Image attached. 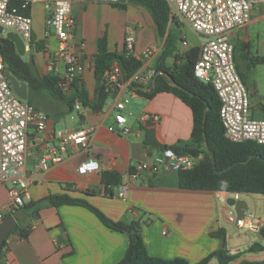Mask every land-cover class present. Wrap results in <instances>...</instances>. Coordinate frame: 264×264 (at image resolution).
Wrapping results in <instances>:
<instances>
[{
  "label": "crops",
  "instance_id": "crops-1",
  "mask_svg": "<svg viewBox=\"0 0 264 264\" xmlns=\"http://www.w3.org/2000/svg\"><path fill=\"white\" fill-rule=\"evenodd\" d=\"M257 2L259 0H255L252 6L250 20L232 30L229 38L233 45L236 71L261 104L264 96V10L255 5ZM120 3L125 4L123 9L108 3H73L72 14L76 27L72 42H83L84 45L81 53L84 70L76 80L88 101L94 100L97 89L93 59L99 39L106 37L107 50L119 55L123 51L125 37L134 35L136 42L132 56L142 60L143 65L139 70L143 71L154 70L156 55L160 54L163 46V38L158 35L149 12L136 3L125 0H120ZM30 13L32 38L42 44L40 51L33 48L29 50L34 52L30 60L34 62L37 76L41 78L49 75L46 72L48 53L43 48L46 39L44 1H35ZM171 18L174 17L170 14ZM193 35L197 44L189 45L185 41L184 51L192 46L199 47L198 38ZM48 41L50 48L51 45L55 47L53 38L48 37ZM151 46L155 47V53L150 57L143 56V51ZM155 73L154 78L158 74ZM258 74L262 75L259 79ZM154 78L148 85L141 87H152ZM31 97V105L48 116L45 131L36 133L29 129L27 133L24 175L28 180L29 197L25 198L24 203L32 202L35 206L30 210H22L21 207L11 210L16 225L28 233L25 238L17 233L8 235L0 249V264H117L123 258L128 247V235L107 228L84 206L63 205L56 208L49 203V197L62 194L86 200L111 221L126 224L138 221L151 256L183 258L189 264H194L221 248L223 241L211 234L222 228L220 220L226 221L231 210L226 204L229 193L180 189L175 173L152 176L142 172L136 181L129 180V173L140 163L150 162L163 151L146 144L145 134H152L166 149L190 140L193 126L191 109L173 93L160 92L151 99H145L122 89L115 97L109 98L98 112L82 105L78 99L74 106L79 104L80 109L76 110L74 106L70 108L44 89L33 92ZM129 98L133 100L134 107L128 109ZM120 99H128L121 112L126 120L125 126L129 128L126 134L119 129L109 130L115 124V103ZM257 104L255 102L253 106V113H258L260 118L263 113ZM144 113L157 115L159 121L141 124L139 118ZM86 128L93 130L89 151L83 152L69 145L62 153L61 162L49 163L46 170H36L41 156L58 147V133ZM88 159L97 161L98 170L78 173V167ZM105 171L118 172L122 176V184H128L124 199L119 196L122 184L111 189L112 197L103 195L101 173ZM10 188L9 182L0 181V210L5 209L10 200ZM87 191H94L95 194L87 195ZM241 195L251 194H239V199ZM261 198L264 208V196ZM33 211H37L36 217L31 216ZM9 213L5 212L4 218ZM252 215L255 219L248 222L253 225V229L242 228L245 229V237L248 236L243 242V249L239 250L237 245L234 246L235 252H231L225 247L230 254L243 252L253 243H260L264 248V240L259 236V230L264 228V218ZM163 230L167 231L165 235L162 234ZM213 260L209 264H213ZM263 260L264 250L243 254L233 264Z\"/></svg>",
  "mask_w": 264,
  "mask_h": 264
},
{
  "label": "built area",
  "instance_id": "built-area-1",
  "mask_svg": "<svg viewBox=\"0 0 264 264\" xmlns=\"http://www.w3.org/2000/svg\"><path fill=\"white\" fill-rule=\"evenodd\" d=\"M17 1V4H13ZM37 0H0V36L7 38L8 32L17 33L23 40L25 51H29L37 43L32 42L31 7ZM46 12L45 41L43 48L48 53L46 72L58 78V85L63 93H68L73 82L81 77L84 64L81 60L83 42L73 43L72 35L76 27L72 14L73 3L97 2L117 3L119 0H43ZM156 1V0H154ZM168 4L171 16L181 18L185 25L197 36L199 55L194 65L193 73L196 79L212 86L219 100V119L226 138L233 143L252 141L264 145V118L254 117L253 99L249 90L236 71L233 58V45L230 33L239 26L245 25L251 18L252 6L255 0H161ZM49 38L55 40V47L50 48ZM135 37L128 35L124 39V49L127 55L135 52ZM155 47H147L143 56L150 57L155 53ZM5 65L0 55V181L9 182L10 200L5 209L0 210V222L7 211L21 207L25 198L28 199V180L24 175L27 153L28 130L41 133L47 128V114L35 106L21 100L13 92L10 82L5 76ZM147 72V73H146ZM154 70H139L132 78L124 82L119 66L114 63L107 74L104 84L106 90L127 89L130 83L140 86L148 85L154 76ZM129 91V90H128ZM132 93V91H129ZM128 99H120L115 103V124L109 130L126 134L129 128L125 126V118L121 114ZM264 109V96L261 101ZM76 110L80 105L74 106ZM159 117L144 113L139 118L141 124L156 123ZM91 128L78 131H62L58 133L59 145L45 152L36 165V170H46L49 163H59L63 160L62 153L69 145L87 152L91 145ZM196 165V159L189 155L177 154L171 149H164L155 155L150 162L140 163L129 173V180L136 181L142 172L162 175L189 170ZM98 163L88 159L77 169L78 173L86 174L98 170ZM128 184L120 186L119 196L126 197ZM238 197L239 194H229ZM255 218L252 214L237 220L234 211L229 210L226 221L237 229L253 225L248 221ZM256 226V225H254ZM166 230L162 234H166Z\"/></svg>",
  "mask_w": 264,
  "mask_h": 264
},
{
  "label": "trees",
  "instance_id": "trees-1",
  "mask_svg": "<svg viewBox=\"0 0 264 264\" xmlns=\"http://www.w3.org/2000/svg\"><path fill=\"white\" fill-rule=\"evenodd\" d=\"M136 3L145 8L157 29L158 35L163 38V46L154 64L157 76L154 84L148 89L140 85L130 83L128 90L137 96L151 99L160 92H171L192 112L193 126L191 137L188 142H180L178 145L169 147L177 154L189 155L198 162L194 168L178 171L175 173L177 186L183 190L225 192L229 194H251L264 196V145H258L252 141L233 143L226 136L219 119V100L208 83H202L195 78L194 65L198 59L199 47L192 46L180 55L176 51L179 29L173 18L170 19V10L166 2L161 0H125ZM14 1L13 4H17ZM117 8L123 9L125 4L113 3ZM170 27H169V26ZM174 25V26H173ZM32 38V42H33ZM36 51L42 50V44L32 45ZM0 55L9 73L19 82H23L28 88V98L31 94L44 89L51 96L64 101L70 108L78 99L82 105L90 107L98 112L109 98L115 97L116 90H106L105 82L107 73L116 63L121 71L122 80L129 81L132 76L141 69L143 62L132 55H127L123 48L121 54L107 50V38L98 40L97 53L94 56L93 74L97 82V89L93 101H88L82 89H79L78 81L75 80L68 91L63 93L58 85V78L53 75L38 77L34 62L24 61L15 49L12 41L0 36ZM172 59L170 66L166 61ZM27 103L32 104L30 101ZM261 112L264 118L262 105ZM147 144V143H146ZM101 183L104 186L103 195L112 197L111 189L122 184V176L116 171L101 173ZM87 195L95 194L87 191ZM49 203L54 207L84 206L90 210L107 228L128 235V247L123 258L117 264H189L183 258L162 259L151 256L141 235V227L138 221L128 224L109 220L100 210L93 207L82 198H74L66 194L51 196ZM35 203L27 202L21 206L22 210H30ZM10 211L8 215H13ZM31 216H37L33 211ZM17 233L25 238L28 231L19 229L16 225L9 235ZM211 236L223 241V248H219L194 264H209L213 259L218 264H233L235 260L246 253H256L264 250L260 243H253L247 250L230 254L225 248V231L219 228ZM259 236L264 240V228L259 230ZM8 238V237H7ZM6 238V239H7ZM4 240L2 246L5 244ZM2 248V247H1ZM237 264H264L261 262L241 261Z\"/></svg>",
  "mask_w": 264,
  "mask_h": 264
},
{
  "label": "rangeland",
  "instance_id": "rangeland-1",
  "mask_svg": "<svg viewBox=\"0 0 264 264\" xmlns=\"http://www.w3.org/2000/svg\"><path fill=\"white\" fill-rule=\"evenodd\" d=\"M263 1L264 0H259V2H257L255 5H258L259 8H262L264 10V2ZM173 17H174L173 19H174L176 25L179 28L177 30L178 40L176 42V51L180 55L181 53H183V51L185 49V45H184L185 41L189 45H195V44H197V39L193 35V33H191L189 31V29L186 27L184 21L181 18H179L177 16H174V15H173ZM41 27H42V25H41ZM51 48L53 49L54 45H51ZM31 56L32 57L34 56V52L27 51V52H25V55L22 58H23L24 61L28 62L30 60ZM157 58H158V55H156L155 61H156ZM171 63H172V59H168L166 61L165 65L168 67V66H170ZM261 77H262L261 74L257 75V79H259ZM27 101H30L32 103L33 102L32 97H31V100H30V98H27L26 102ZM129 102L130 103L127 105L128 109L129 108H133L134 107L133 106L134 102H133V100L131 98H129ZM252 103H253V106H255V102H252ZM133 110H135V108ZM251 113L253 114L254 117H257V118L259 117L257 115L258 113H253L252 109H251ZM197 162H198V160L196 159V163ZM172 175H174V174L172 173ZM240 198L247 203V205H248V214L249 213L254 214L256 216V218H264V208L262 206V198H261V196H259V195H241ZM220 226L225 231L226 247H228L231 252H235L234 246L238 245L237 248L239 250H242L243 249V242H245L248 239V236L245 237V235H244L245 229L238 230L234 225L230 224L227 221H224L223 219L220 220ZM213 264H217V262L215 260H213Z\"/></svg>",
  "mask_w": 264,
  "mask_h": 264
},
{
  "label": "water",
  "instance_id": "water-1",
  "mask_svg": "<svg viewBox=\"0 0 264 264\" xmlns=\"http://www.w3.org/2000/svg\"><path fill=\"white\" fill-rule=\"evenodd\" d=\"M7 39L13 42L16 52L20 57H23L25 55V45L23 40L20 38V36L17 33L14 32H8L7 33ZM108 74V73H107ZM5 76L7 77L8 81L11 84L13 92L16 94L18 98H20L23 101H26L28 98V88L27 85L23 82L17 81L8 71V69H5ZM250 95L253 97L254 101L256 103H259L260 101L256 98L253 91L249 90ZM145 141L147 144H149L151 147L157 148L159 150H164L166 147L164 145H160L154 138L152 134H145ZM226 204L229 208H231L235 215L237 220L244 219L246 216V213L248 212V205L247 203L239 199L238 197L229 196L226 200ZM16 222L13 216L7 215L1 222H0V249L4 242V240L8 237L10 232L15 228ZM221 248H223V244L221 245Z\"/></svg>",
  "mask_w": 264,
  "mask_h": 264
}]
</instances>
